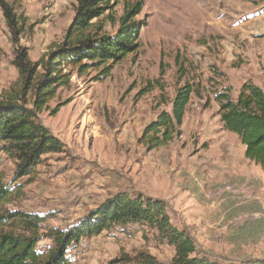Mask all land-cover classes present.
Masks as SVG:
<instances>
[{"label":"rangeland","instance_id":"rangeland-1","mask_svg":"<svg viewBox=\"0 0 264 264\" xmlns=\"http://www.w3.org/2000/svg\"><path fill=\"white\" fill-rule=\"evenodd\" d=\"M133 1L117 0L92 22L115 33L125 3ZM142 1L134 18L144 21L138 47L108 76L99 78L94 65L80 72L55 64L70 74L69 83L37 117L63 151L42 155L29 173L18 175L15 160L0 148V181L14 191L1 211L44 215L36 245L44 252L51 227L78 223L119 192L141 194L162 199L172 224L190 233L200 253L224 262H264V171L244 157L238 136L223 129L214 99L225 88L235 98L245 81L264 89V0ZM6 2L18 25L14 34L0 7V98L21 87L17 52L25 49L32 62L47 60L64 41L77 4ZM185 82L200 95H191L180 135L147 151L140 140L145 126L170 110ZM31 98L29 88L19 101ZM141 253L167 264L174 248L155 229L134 224L81 237L66 250L71 264H137Z\"/></svg>","mask_w":264,"mask_h":264},{"label":"trees","instance_id":"trees-1","mask_svg":"<svg viewBox=\"0 0 264 264\" xmlns=\"http://www.w3.org/2000/svg\"><path fill=\"white\" fill-rule=\"evenodd\" d=\"M115 2L117 0H76L75 16L64 41L54 53L48 54L47 60L32 62L25 49L17 52L14 64L20 74L21 87L0 98V148L15 160L18 175L29 173L41 162L42 155L63 151L62 142L37 117V111L54 97L57 88L69 83L70 74L62 73L55 64L65 62L77 66L80 72L94 65L100 68L99 78H104L110 74L114 63L137 49L144 21L134 18L141 11L142 0L125 3L113 34L102 32V27L92 22L112 9ZM0 7L7 25L16 34L18 21L12 8L6 0H0ZM39 64L43 68L41 72L36 69ZM34 74L36 82L31 86ZM29 88L32 90L31 100L20 103L19 99L26 97ZM193 93L200 95L193 83L178 86L169 102L170 110H161L145 126L140 140L147 151L165 146L180 135ZM214 99L223 129L238 136L244 145V157L264 171V89L245 81L235 98L225 88L215 92ZM57 110L58 106L52 113ZM13 193L10 186L0 181V264H71L66 250L81 237L88 238L113 227L134 224L155 229L160 240L173 246L174 255L167 264H264L258 260L224 262L200 253L190 233L172 224L162 199L141 194L131 196L126 192L106 199L76 224L65 229L51 227L45 234L51 243L40 252L36 245L42 236L40 229L45 217L38 213L1 211L2 204L9 202ZM137 264L165 263L148 253H141Z\"/></svg>","mask_w":264,"mask_h":264},{"label":"built area","instance_id":"built-area-1","mask_svg":"<svg viewBox=\"0 0 264 264\" xmlns=\"http://www.w3.org/2000/svg\"><path fill=\"white\" fill-rule=\"evenodd\" d=\"M217 193H219V192H217Z\"/></svg>","mask_w":264,"mask_h":264}]
</instances>
